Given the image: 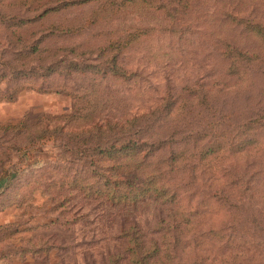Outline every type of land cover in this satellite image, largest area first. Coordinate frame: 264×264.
<instances>
[{"label": "rangeland", "instance_id": "1", "mask_svg": "<svg viewBox=\"0 0 264 264\" xmlns=\"http://www.w3.org/2000/svg\"><path fill=\"white\" fill-rule=\"evenodd\" d=\"M0 264H264V0H0Z\"/></svg>", "mask_w": 264, "mask_h": 264}]
</instances>
